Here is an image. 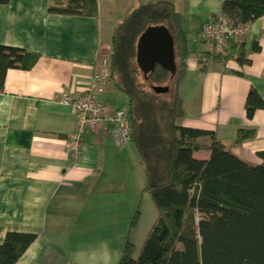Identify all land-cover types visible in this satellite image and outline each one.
<instances>
[{
    "label": "crops",
    "instance_id": "crops-1",
    "mask_svg": "<svg viewBox=\"0 0 264 264\" xmlns=\"http://www.w3.org/2000/svg\"><path fill=\"white\" fill-rule=\"evenodd\" d=\"M51 1L0 5V46L39 56L29 70H8L0 92V244L9 232L36 236L15 264H118L126 242L135 244L138 236L130 227L134 156L130 147L114 145L112 130H103L87 132L74 157L66 142L76 116L60 97L88 88L120 16L159 0H96L94 17L51 14ZM165 1L179 15L188 47L177 124L213 134L239 159L259 164L264 107L248 119L246 99L254 90L264 102V16L235 40L246 49L255 40L260 49L248 54L249 65L241 66L215 60V46L198 38L199 30L220 15L223 0ZM98 97L112 109L127 102L109 83ZM240 130L252 131L253 137L234 145ZM197 142L208 145L210 140ZM209 156L205 150L193 153L199 160ZM155 218L153 212L149 229Z\"/></svg>",
    "mask_w": 264,
    "mask_h": 264
},
{
    "label": "trees",
    "instance_id": "trees-1",
    "mask_svg": "<svg viewBox=\"0 0 264 264\" xmlns=\"http://www.w3.org/2000/svg\"><path fill=\"white\" fill-rule=\"evenodd\" d=\"M50 13L94 17L96 0H52ZM8 0H0V5ZM220 15L248 27L264 16V0H223ZM151 26H165L174 41L176 73L157 66L146 77L136 64V45ZM109 57V78L116 91L127 98L129 142L144 171L156 218L145 236L137 257L135 245L127 241L118 264H264V150L260 163L249 164L210 133L177 124L182 115L179 82L185 71L187 41L180 17L172 3L159 0L140 4L115 28ZM255 40L249 48L230 40L225 54L215 60L249 65V53L259 52ZM39 56L25 50L0 46V92L8 70H29ZM152 87H168L156 94ZM264 107L250 90L246 116L252 118ZM209 137L208 145L197 139ZM253 137L240 130L234 145ZM209 151L206 160L193 157ZM139 211L133 214L134 229ZM33 234L9 232L0 244V264H15L34 242Z\"/></svg>",
    "mask_w": 264,
    "mask_h": 264
},
{
    "label": "built area",
    "instance_id": "built-area-1",
    "mask_svg": "<svg viewBox=\"0 0 264 264\" xmlns=\"http://www.w3.org/2000/svg\"><path fill=\"white\" fill-rule=\"evenodd\" d=\"M246 32V26L234 24L219 15L199 30L198 38L215 46L217 52L224 55L229 41L243 37ZM108 79L109 59L100 58L84 92L74 97L67 94L60 97V102L70 106L76 116L74 133L66 142L67 150L74 157L79 156L82 139L87 132L112 130L116 147L122 148L129 143V117L126 109H112L98 97Z\"/></svg>",
    "mask_w": 264,
    "mask_h": 264
},
{
    "label": "water",
    "instance_id": "water-1",
    "mask_svg": "<svg viewBox=\"0 0 264 264\" xmlns=\"http://www.w3.org/2000/svg\"><path fill=\"white\" fill-rule=\"evenodd\" d=\"M136 64L144 77L160 66L171 75L176 73L174 41L165 26L148 27L138 38ZM156 94H164L168 87H152Z\"/></svg>",
    "mask_w": 264,
    "mask_h": 264
},
{
    "label": "rangeland",
    "instance_id": "rangeland-1",
    "mask_svg": "<svg viewBox=\"0 0 264 264\" xmlns=\"http://www.w3.org/2000/svg\"><path fill=\"white\" fill-rule=\"evenodd\" d=\"M128 15L129 14H123L122 16H120L121 21H123L125 18H127ZM110 48L111 47H109V49L106 51L107 53L104 56L102 55L101 58L105 57V58L109 59ZM107 83H109L110 86L113 85L111 78L108 79ZM114 103H116V101ZM117 105L121 108H126L127 103L120 101V102H117ZM124 147L125 148L130 147L131 153L134 156V161L130 162L131 166L134 167V214L137 210L139 211L138 220H137L136 225L134 227V235L135 234H136V236L138 235L137 239L134 237V239H135L134 245H136L135 246V254H134V258H135V257H137V253L139 250V245H140L139 239L141 237H145L143 233H144V231H146V229H149L148 227L150 225V221L153 219V212L156 213V209H155L148 193L144 192V188H142V190L139 189V188H141V185L143 186L144 172H143V168L139 162V159L135 153L133 145L129 142ZM124 147H122V148H124ZM122 148H118V149H122ZM124 169H125V167H124ZM130 221H131V219H130Z\"/></svg>",
    "mask_w": 264,
    "mask_h": 264
}]
</instances>
